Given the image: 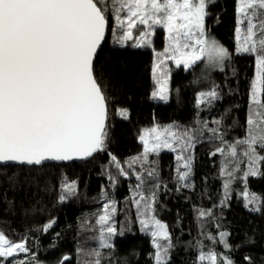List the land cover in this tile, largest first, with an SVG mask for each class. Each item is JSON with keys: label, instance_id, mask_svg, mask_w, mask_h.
Listing matches in <instances>:
<instances>
[{"label": "trees", "instance_id": "16d2710c", "mask_svg": "<svg viewBox=\"0 0 264 264\" xmlns=\"http://www.w3.org/2000/svg\"><path fill=\"white\" fill-rule=\"evenodd\" d=\"M206 11L208 34L230 53L222 67L204 59L184 69L161 57L164 62L155 74V53L164 51L163 41L158 43L161 50L152 43L122 44V30L114 35L115 21L109 17L94 61L95 76L108 97L105 147L69 162L0 165V232L28 248L0 257V264H58L67 255L63 264H94L97 252L100 264H156L154 226L142 230L140 224L151 217L167 226L171 247L166 264H209L200 254L210 251L234 264H264V161L258 165L260 174L246 176L249 161L243 146L236 157L228 155V145L246 136L255 56L236 51L237 0H211ZM165 79L168 99L162 100L153 93L165 87ZM213 89L215 98L198 102L200 93ZM168 125L190 133L193 146L182 150L174 143L175 150L161 148L144 160L139 136L145 129ZM258 152L264 156V150ZM136 157L140 159L133 163ZM189 157L190 168H185ZM66 184H75L74 193H67ZM141 195L146 200L138 206ZM253 196L257 199L252 203ZM105 213L108 225L116 228L110 238L105 236L110 247H102L98 223ZM221 233L227 234L229 247Z\"/></svg>", "mask_w": 264, "mask_h": 264}, {"label": "snow or ice", "instance_id": "6c2138e0", "mask_svg": "<svg viewBox=\"0 0 264 264\" xmlns=\"http://www.w3.org/2000/svg\"><path fill=\"white\" fill-rule=\"evenodd\" d=\"M211 0H0V161H22L40 164L43 160L86 158L103 150L108 132V97L94 73V58L108 27L109 17L115 21L113 34L122 30L120 43L133 38V29L143 26L136 39L137 47L150 46L155 26L167 32L164 51L155 53L153 72L164 62L161 57L189 69L206 59L222 64L230 57L227 48L215 38H209L205 25L207 5ZM237 53L255 56L256 77L251 87V104L246 118V136L228 145V155L236 157L243 146L249 169L245 175H258L264 156V0H237ZM246 25V32L242 26ZM243 42H239L241 34ZM165 87L153 96L167 100ZM159 84L160 81L157 80ZM215 89L200 93L198 102L215 98ZM126 116V110H120ZM219 123V122H217ZM175 125L163 129H145L140 136L144 144L143 159L161 148L175 150L173 144L191 148L193 137ZM212 131H216L213 129ZM223 153V148H218ZM178 159H184L178 156ZM115 159V158H113ZM139 157L133 158V163ZM191 157L185 160L190 168ZM154 173L149 172L152 176ZM188 173H181L183 180ZM230 176L231 173H228ZM67 193L75 191V184L64 185ZM139 188L140 185H137ZM228 184H225V189ZM65 196H61L64 199ZM253 200L257 198L252 197ZM146 198L141 195L139 206ZM154 201V196H153ZM109 206L105 205L107 209ZM145 210L151 204L145 202ZM115 211V209H112ZM141 216L145 213H140ZM110 216L99 217L102 247H110L105 236L116 233L108 225ZM142 230L149 224L156 248V264H166L171 242L167 226L154 217L141 219ZM104 225H108L106 228ZM50 227V225L46 226ZM122 234V233H121ZM225 247H229L221 233ZM167 241L161 244L160 240ZM28 252L26 242L10 241L0 232V257H12ZM94 264H100L99 252ZM68 257H64L67 260ZM245 257V260H250ZM200 260L209 264H234L225 256L201 253ZM22 264V262H21ZM63 264V260L60 262Z\"/></svg>", "mask_w": 264, "mask_h": 264}, {"label": "rangeland", "instance_id": "374dc122", "mask_svg": "<svg viewBox=\"0 0 264 264\" xmlns=\"http://www.w3.org/2000/svg\"><path fill=\"white\" fill-rule=\"evenodd\" d=\"M114 26H115V23H114ZM246 26V25H245ZM242 27H244V26H242ZM160 28L162 29V30H160ZM144 30V28H143V26H139L138 28H135V29H133V38L132 39H130V40H128V41H126L125 43H123V44H130V45H136V39L139 37V33L141 32V31H143ZM159 32H161L162 33V37H161V39H160V36H159ZM245 32H246V30H245ZM244 32H242V34H241V38H240V41L239 42H243V34ZM123 34V33H122ZM151 38H153L151 41H152V44H153V46H154V49L155 50H161V48H159V42L160 41H163L162 43H163V48L162 49H165V47H166V45H167V32H166V30L162 27V26H155V30H154V33H153V35L150 37V39ZM209 38H214L213 36H211V35H209ZM216 40V39H215ZM236 40H237V42H238V39H237V34H236ZM219 42V41H218ZM220 43V42H219ZM221 45H223L222 43H220ZM224 46V45H223ZM225 47V46H224ZM226 48V47H225ZM207 61V60H206ZM208 62V61H207ZM208 63H210V62H208ZM211 64V66H213L214 68H221L222 67V64H215V63H210ZM255 77H256V71H255V74H254V79H255ZM142 134H144V133H142ZM141 134V135H142ZM140 135V136H141ZM140 136H139V139H140ZM140 141H141V139H140ZM142 142V141H141ZM143 143V142H142ZM144 145V144H143ZM241 194L245 197L246 196V191L244 190V191H242L241 192ZM250 201L253 203L254 202V200H252V198H250ZM251 204V203H250ZM18 253H21V252H17V253H15V254H18ZM31 264H43V263H40V262H36V263H31Z\"/></svg>", "mask_w": 264, "mask_h": 264}, {"label": "water", "instance_id": "95a60500", "mask_svg": "<svg viewBox=\"0 0 264 264\" xmlns=\"http://www.w3.org/2000/svg\"><path fill=\"white\" fill-rule=\"evenodd\" d=\"M107 30H108V27H107L106 32H105V38H106ZM105 38H104V40H105ZM100 48H101V46L98 48L97 53L95 55V58H96V56H97L98 51L100 50ZM95 58H94V61H95ZM80 159H82V158H80V157H73L72 159H69V160H55V159L48 158V159L43 160L40 164H35V163L29 164L27 162H22V161H0V165H9V164H11V165H29V166H35V165H41V164L51 163V162H59V163H61V162H69V161L80 160ZM64 257H68L67 260L70 259V256H68V255L67 256H64ZM64 257L60 260V262L62 260H63V263L67 261V260H64ZM60 262L58 264H60Z\"/></svg>", "mask_w": 264, "mask_h": 264}]
</instances>
